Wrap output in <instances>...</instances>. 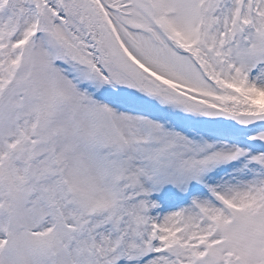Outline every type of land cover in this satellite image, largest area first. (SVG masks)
Returning a JSON list of instances; mask_svg holds the SVG:
<instances>
[{
  "label": "snow or ice",
  "instance_id": "obj_1",
  "mask_svg": "<svg viewBox=\"0 0 264 264\" xmlns=\"http://www.w3.org/2000/svg\"><path fill=\"white\" fill-rule=\"evenodd\" d=\"M0 264H264V0H0Z\"/></svg>",
  "mask_w": 264,
  "mask_h": 264
}]
</instances>
